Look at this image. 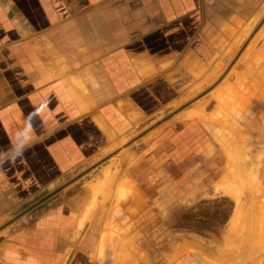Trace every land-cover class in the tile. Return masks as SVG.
I'll use <instances>...</instances> for the list:
<instances>
[{"label": "crops", "instance_id": "1", "mask_svg": "<svg viewBox=\"0 0 264 264\" xmlns=\"http://www.w3.org/2000/svg\"><path fill=\"white\" fill-rule=\"evenodd\" d=\"M263 18L264 0H0V158L43 105L33 146L0 165V264H98L101 233L118 220L130 233L122 241L136 239L128 225L138 222L103 207L79 227L90 198L73 173L190 101L211 64H232L230 81L257 75Z\"/></svg>", "mask_w": 264, "mask_h": 264}, {"label": "rangeland", "instance_id": "2", "mask_svg": "<svg viewBox=\"0 0 264 264\" xmlns=\"http://www.w3.org/2000/svg\"><path fill=\"white\" fill-rule=\"evenodd\" d=\"M263 23L264 18L257 29ZM232 69V64H211L205 68V75L202 74L199 77L201 79L196 81L194 90L196 95L191 97L190 101L149 116L134 129L129 138H125L123 142L115 146L113 152L73 173L71 179L79 180L78 188H84L88 198L92 199L96 195L95 199L97 198V204L99 203L97 214L103 207L106 210H112L130 223L132 220L138 222L128 226L130 231L138 227L140 235L130 240L127 237L123 241L124 245H129L128 251L130 250L132 254L131 258L127 256L128 261L124 260L127 259L124 258L125 252L121 251L124 246L119 242L120 246H123L118 248L121 249L119 253L116 249V238L115 245L114 242L112 243L113 248H111L112 244H109L110 247L107 246L104 252L99 250L94 258L97 259L98 264H104L106 261L105 264L118 262L123 264L121 261L123 258L125 264L128 262V264H264V232L259 236L262 241L257 239V244L251 239L252 241H248V244L241 242L244 247L240 245L239 242L242 240L240 236L243 232L242 235L239 233L242 228H246V224L239 227L238 223H234V218L237 216V201L226 192V185L229 184L226 183L228 181L226 174L228 175L231 164L228 151H231L238 140L241 145L245 142L248 144L247 147L252 145L253 148L250 147L252 151L249 152L244 145L245 152L243 151L244 154L237 158V163L246 165L245 162L251 161L250 163L254 162L253 166L256 168L259 164L258 175L262 179L264 189V155L258 157V154L264 151V64L260 66L259 73L252 77H250L251 72L243 70L238 81H230L231 76L234 75ZM204 78L209 79L204 82ZM231 84H234L233 87L237 92L235 88L232 89ZM232 90H235V93ZM216 119L220 121L217 122ZM243 133L251 135L248 137L249 135L245 136ZM241 137L242 140L246 138L248 141H240ZM251 139L254 142H251ZM246 150L249 152L248 156H246ZM242 157L245 161L241 159ZM247 157L250 161L246 159ZM166 162H170V169L167 168ZM114 175H117L115 179ZM124 179L127 181L125 185L130 187L126 199L117 195L118 186L122 185L121 182ZM222 179L227 181L222 183ZM114 180H118L120 184ZM110 181L113 183L110 184ZM104 182L108 183L107 186ZM101 183L105 188L99 190L103 187ZM215 183H226L223 185L225 188L222 185L216 186ZM104 191L106 194L102 195ZM254 192L255 190L253 192L247 190L241 195L242 203L247 202L243 205L247 204L246 206L249 207L255 199H259V202L263 201L264 193L259 196L256 194V198L253 195ZM115 197L121 199L120 202ZM246 206H243V211L248 209ZM244 217L245 215L240 218L244 220ZM237 226L242 227L241 230L238 229L240 231L237 230L240 236L236 234ZM115 227L117 235L121 231L124 236L130 234L127 229L125 232L124 225L121 227L118 223ZM123 235L120 234V238ZM230 235L231 238L232 235L239 236L234 237L238 238V241L234 238L230 239ZM249 237L246 238L249 239ZM230 240L239 243L242 250L238 249L240 253L236 246L238 244L234 249V242ZM220 246L226 250H223V254H220L222 253ZM140 247L143 252L137 251ZM254 248H259L257 251L259 253L251 255L246 253ZM234 252H236L234 255L228 256ZM114 255H121V259ZM122 255H124L123 258ZM133 255L137 257L132 258ZM145 256L148 258L146 259Z\"/></svg>", "mask_w": 264, "mask_h": 264}, {"label": "bare ground", "instance_id": "3", "mask_svg": "<svg viewBox=\"0 0 264 264\" xmlns=\"http://www.w3.org/2000/svg\"><path fill=\"white\" fill-rule=\"evenodd\" d=\"M263 30V29H262ZM248 32V31H247ZM246 36V35H245ZM263 38V37H262ZM261 38V39H262ZM260 39V38H259ZM258 39V40H259ZM254 41V40H253ZM253 41H252V44H254L253 43ZM256 41V40H255ZM256 44V43H255ZM253 50V49H252ZM264 50V49H263ZM255 51V50H254ZM261 52H262V50H261ZM264 52V51H263ZM251 53H252V51H251ZM251 55V54H250ZM254 55V54H253ZM245 56V55H244ZM258 58H260V56L258 55L257 56V59ZM252 60V59H251ZM249 61V60H248ZM257 61V60H256ZM250 62V61H249ZM217 67V66H216ZM219 67V66H218ZM64 69V68H63ZM65 70V69H64ZM64 70H61V71H64ZM68 73V72H67ZM60 74H62V73H60ZM59 74V75H60ZM64 74H66V73H64ZM63 76V75H62ZM67 76V78H68V76L69 75H65V77ZM70 81H71V79H75L74 77H71V79L70 78H68ZM77 79V78H76ZM79 79H77V80H75V83H74V85L76 84L77 86H78V88H77V90H79V87L80 88H82V89H84V90H86L87 88H86V86H85V84H84V82L82 81H78ZM207 80V79H206ZM72 83V82H71ZM73 84V83H72ZM203 84V83H202ZM201 84V85H202ZM234 84H236V82L234 83ZM234 84H231L232 85V89L233 88H235V87H233V85ZM67 86H69L68 84H66ZM230 85V84H229ZM227 86V85H226ZM229 88H230V86H229ZM71 90H72V92H73V94L77 97V99L81 102V106H82V108L83 109H88V107L90 106L91 107V105L90 104H88V100H87V102L84 100V98L83 97H81L79 94H78V92L76 91V89H75V87H71ZM235 90H236V88H235ZM235 90H232L233 92L235 91ZM80 92H81V89H80ZM236 92H237V90H236ZM81 93H84L83 92V90H82V92ZM85 93H86V91H85ZM83 94V95H86V94ZM235 93V92H234ZM239 93V92H238ZM238 93L236 94V95H238ZM74 96V97H75ZM235 96V95H234ZM76 99V100H77ZM122 104H124V103H122ZM175 105V104H174ZM123 106V105H122ZM122 106H120V107H122ZM128 106V105H127ZM81 108V107H80ZM128 108V107H127ZM127 108H125V109H127ZM89 109H91V108H89ZM121 109V108H120ZM123 110V109H122ZM121 110V111H122ZM129 110H131V109H129ZM134 110V109H133ZM83 111V110H82ZM109 111V110H108ZM104 112H106V111H104ZM130 112V111H129ZM131 112H133L132 110H131ZM134 113V112H133ZM108 114V113H107ZM118 114H120V113H117V115ZM134 115H136V114H134ZM95 116H98V115H96L95 114ZM107 116V115H106ZM109 116H111V115H109ZM128 116H130V118H131V120H132V117H133V115H128ZM132 116V117H131ZM122 117V116H121ZM136 117H137V115H136ZM109 118V117H108ZM138 118V117H137ZM135 120H136V118H134ZM133 119V120H134ZM97 120V119H96ZM138 120V119H137ZM98 121H99V118H98ZM140 121V120H139ZM216 121L217 122H219L220 121V119H216ZM101 122V121H100ZM99 122V123H100ZM113 122V121H112ZM137 122V121H136ZM135 122V124H137ZM213 122L215 123V120H213ZM222 122V121H221ZM107 123V122H106ZM253 123L255 124V122L253 121ZM252 123V125H254ZM257 123V122H256ZM100 124H102V122L100 123ZM108 124L109 123H107V126H108ZM102 126H104V125H102ZM256 126V125H255ZM106 126H104L103 128H105ZM252 127V126H251ZM111 128V127H110ZM109 127H108V129H110ZM107 129V131H109ZM258 129V128H257ZM256 129V130H257ZM105 130H106V128H105ZM253 130L255 131V129L253 128ZM111 131V130H110ZM250 131V130H249ZM109 133V132H108ZM111 134L110 135H115L114 134V131L113 132H110ZM113 133V134H112ZM243 135H247V134H244L243 133ZM242 135V136H243ZM249 135V134H248ZM247 135V136H248ZM251 135V134H250ZM250 135L248 136V137H250ZM126 136V135H125ZM217 138H218V135L216 136ZM252 137V136H251ZM119 138V137H118ZM121 139V138H120ZM254 139V138H253ZM123 141L125 140V138H123L122 139ZM145 140H147L146 138H145ZM245 140H246V138H245ZM245 140H242V137H241V139H240V141H245ZM252 140V139H251ZM246 141H248V140H246ZM238 142H239V140H238ZM237 141H236V144L235 145H233L232 147V149H231V151H228V153L230 152V154H228V158H230L229 160L231 161V164L229 165V172H227L228 173V175L226 174V177L228 176V181L227 180H224V179H222V183L223 182H225V181H227L226 183L228 184V185H226V192H227V194L228 195H231L232 196V198H234L236 201H237V206H238V208H237V216H235V218H234V223H238V225H239V227H240V225H244V224H246V228L245 229H243L242 227V231H240L241 230V228H239L238 226V228H236V234H238V232H237V230L238 229H240V230H238V231H240V233L239 234H241L242 235V232H243V235L242 236H240L239 234V236L240 237H242V240L239 242L240 243V245L242 244V243H244V244H248L249 242H250V240L251 239H253L254 241H253V243H255V244H257L256 242H258V240L261 238H259V236L264 232V204L262 203V202H264V199H263V201L261 200L260 202H259V199H255V201H253V203L248 207V206H246V205H243V203L245 204V203H247V202H243L242 203V201H241V195L244 193H246V191L248 190V191H251L252 190V192H253V190H255V194H253V195H255L254 197H256V194H258V196H259V194H261L262 195V193H264V189H263V184H262V179H261V177L258 175L259 174V172H258V169H260V166H259V164L257 165V168L256 167H254L253 165V163H250L251 161L250 160H248V158L249 157H251L250 155L252 154V156H253V153H251L250 155H249V157H247L246 159L248 160V161H250V162H245L246 163V165L244 164V165H242V164H238L237 163V158L240 156V155H242V154H244V148H245V146L246 145H248V144H246L245 142V144L243 143L242 145H241V142L240 143H238ZM251 142H254L253 140L251 141ZM115 143V142H114ZM239 145H238V144ZM247 143H249V142H247ZM256 143V142H255ZM253 144V143H252ZM119 145V144H118ZM240 145H241V147H243L244 145V147L243 148H241L240 147ZM211 146V145H210ZM210 146H207V147H210ZM211 147H213V146H211ZM241 149H240V148ZM250 147H252V145L250 146ZM250 147H247L246 146V148L249 150V152H251L252 150H251V148ZM253 148V147H252ZM110 149V148H109ZM112 150V149H111ZM211 152H213V149L211 148ZM230 150V149H229ZM210 151V150H209ZM244 151V152H243ZM211 152H209V153H211ZM249 152H247V150H246V154L248 153L249 154ZM264 151H261L259 154H258V152H257V154H258V157H262L263 155H264V153H263ZM248 154L246 155V156H248ZM256 154V153H255ZM241 157V156H240ZM239 157V158H240ZM244 157V156H243ZM243 157L241 158V159H243ZM256 157V156H255ZM244 160V159H243ZM242 160V161H243ZM245 161V160H244ZM254 161V160H253ZM230 163V162H229ZM256 164V163H255ZM260 171V170H259ZM119 175V174H118ZM261 175V174H260ZM223 176H225V175H223ZM108 177V176H107ZM106 177V178H107ZM115 177H117V175L115 176L114 175V179H115ZM225 177V178H226ZM105 178V179H106ZM109 178H110V176H109ZM112 178V177H111ZM222 178V177H221ZM121 179V178H120ZM107 180V179H106ZM109 180H111V179H109ZM118 180H119V178H118ZM115 181L114 180V182H117V184H118V182L119 181ZM224 180V181H223ZM105 181V180H104ZM111 181H113V180H111ZM111 181L109 182L110 184H112L111 183ZM126 180L124 179V181H122L121 182V184L122 185H120V186H118V197H119V195H120V197L121 198H125V197H127L128 196V194H129V192H130V187H127L125 184H126V182H125ZM221 181V180H220ZM107 182H108V180H107ZM102 183H103V181H102ZM102 183H101V186H103V187H101L100 188V186L98 187V188H100L99 190H102L103 188H105V186H107V184L108 183H106V182H104V184L106 183V185L104 186V185H102ZM222 183H220V184H216L215 183V185L217 186V185H219V186H223L224 184H226V183H224V184H222ZM114 184H116V183H114ZM117 184H116V186H117ZM119 184H120V182H119ZM127 184H129V183H127ZM133 185H134V183H132ZM99 185V184H98ZM93 186H94V184H93ZM135 186V185H134ZM133 186V187H134ZM252 186V187H251ZM97 187V186H96ZM224 187V186H223ZM93 188V187H92ZM225 188V187H224ZM96 190H98L97 188H96ZM117 190V189H116ZM219 191H220V189H218ZM93 191H95V190H93ZM109 191H110V189H109ZM114 191V190H113ZM132 191V190H131ZM133 191H135V190H133ZM132 191V192H133ZM97 192V191H96ZM105 192V191H104ZM222 192V191H221ZM108 193V192H107ZM97 194V193H96ZM99 194H100V192H99ZM106 194V192L104 193V194H102V195H105ZM92 195V194H91ZM109 195V194H108ZM248 195V194H247ZM246 195V196H247ZM260 195V196H261ZM93 196V195H92ZM96 196V195H95ZM95 196H93L92 197V199H90L89 200V202L86 204V206L82 209V213H81V216H80V218H79V227L80 228H83L88 222H91V220H93L92 218L93 217H95L94 216V214H96V212L99 210V209H97V207H98V204H97V198L95 199ZM99 196V195H98ZM112 196V195H111ZM107 197V196H106ZM118 197H115V198H117L118 199V201L120 202V200L121 199H119ZM243 197V196H242ZM264 197V196H263ZM90 198V197H89ZM88 198V199H89ZM105 198V197H104ZM250 198H252V197H250ZM249 198V199H250ZM257 198V197H256ZM261 198V197H260ZM106 199V198H105ZM126 199V198H125ZM124 200V199H123ZM258 200V201H257ZM104 201H107V200H104ZM103 201V202H104ZM124 201H122V203H123ZM101 203V202H100ZM105 204H107V202H104ZM140 203V202H139ZM249 203V202H248ZM119 204V203H118ZM124 204V203H123ZM122 204V205H123ZM109 205H110V203H109ZM124 206V205H123ZM243 206H246V208L248 207V209L247 210H244L243 211ZM114 207V206H113ZM111 208H112V205H111ZM138 208V207H137ZM236 208V207H235ZM110 210V209H109ZM108 210V211H109ZM234 212H235V210H234ZM109 214V213H108ZM243 215H245V217H244V220L243 219H241L240 217H242ZM78 218V217H77ZM99 219V218H98ZM232 219V218H231ZM118 222H119V220H118ZM118 222L116 221V224H118ZM242 222H244V223H242ZM78 223V222H77ZM239 223H241V224H239ZM233 225V224H232ZM76 226H78L77 224H76ZM236 227V226H235ZM78 228V227H77ZM110 228V229H109ZM108 229H105L102 233H101V236H100V240H99V246H97L98 247V249L99 250H101L100 252H102L109 244L111 245L113 242V244L115 245V240L114 239H116L117 238V245H116V249H118V248H121V246L123 245L124 246V244H123V241H122V239L120 238V236L119 235H117V233H116V231H115V225H113V226H111V227H109ZM231 228H232V226H231ZM119 229V228H118ZM77 231H78V229H76ZM235 230V229H234ZM233 230V231H234ZM245 230V231H244ZM231 231H232V229H231ZM77 233H79V232H77ZM80 234V233H79ZM239 236H234V237H239ZM248 236H250L249 237V239L248 238H246V237H248ZM233 237V235H232V238H231V235H230V239H233L234 238ZM229 238V237H228ZM243 238H246V239H244L243 240ZM237 239V241H238V238H234V240H236ZM241 239V238H240ZM258 239V240H257ZM261 241H262V239H260ZM228 241V240H227ZM231 241V240H230ZM243 241H245V242H243ZM249 241V242H248ZM252 241V240H251ZM260 241V242H261ZM263 241H264V239H263ZM119 242H121V246H120V243ZM231 242H234L235 243V241H231ZM231 242H229V243H231ZM242 242V243H241ZM233 243V245H234V249H235V245L236 244H238V245H236L237 246V250L239 249V250H241L240 249V246H239V243H235L234 244ZM112 244V247L111 248H113V245ZM255 244H252V246L254 245V246H256ZM120 246V247H119ZM122 246V247H123ZM242 247H244L243 245H241ZM246 246V245H245ZM259 246H262V245H259ZM258 246V247H259ZM108 247H110V246H108ZM239 247V248H238ZM241 247V248H242ZM257 247V246H256ZM115 248V247H114ZM124 248V247H123ZM123 248H121V249H123ZM221 250H222V253H220V254H223V250H225V249H222V247L220 246L219 247ZM223 248H224V246H223ZM110 249V248H109ZM121 249H118L117 251L120 253V250ZM125 249V248H124ZM123 249V250H124ZM220 249H218V251H220ZM248 249V247L246 248V250ZM250 249V248H249ZM259 249V248H258ZM258 249H256V248H254V249H252L251 251L250 250H248V251H250V252H246V253H250V255L251 254H257V253H259V252H257L258 251ZM108 250V249H107ZM115 250V249H114ZM127 250V252H125V251H123V252H125V256L124 255H122V258H123V256H124V258H127V256H129L130 258H131V256H132V254H131V252H128V248L126 249ZM238 250V251H239ZM122 251V250H121ZM226 251V250H225ZM230 251V250H229ZM238 251H237V253H238ZM242 251V250H241ZM104 252V251H103ZM116 252V251H115ZM114 252V253H115ZM118 252H117V255H118ZM133 252V251H132ZM216 252V251H215ZM228 252V251H227ZM229 253V252H228ZM228 253H226V254H228ZM231 253V252H230ZM236 252H234L233 254H229L228 256H232V255H234ZM239 253H240V251H239ZM219 254V252H218V255H220ZM244 254V253H243ZM100 255H101V253H100ZM99 255V256H100ZM112 255V254H111ZM117 255H114L115 257L117 256ZM146 255V254H145ZM240 255V254H239ZM104 256V255H103ZM134 256V255H133ZM142 256L144 257V254H142ZM141 256V259L143 260V257ZM223 256V255H222ZM221 256V257H222ZM109 257H110V255H109ZM108 256L106 257V259L107 258H109ZM117 257H119L118 259H121V255H119V256H117ZM128 257V258H129ZM137 256H134V257H132V258H136ZM146 257V259L148 258L147 256H145ZM220 257V258H221ZM224 258H227V256H223ZM111 258V257H110ZM123 258V259H124ZM128 258L127 259H124V260H126V261H128ZM106 259H104L105 261H106ZM123 259H121V261L123 262V264H125L124 262L125 261H123ZM145 259V258H144ZM108 260V259H107ZM114 260V259H113ZM116 260V259H115ZM136 260V259H135ZM141 260V261H142ZM118 261H120V260H118ZM141 261H139V263L141 262ZM98 262V261H97ZM143 262H144V260H143ZM146 262V261H145ZM105 263H107V261L105 262ZM104 263V264H105ZM118 263H120V262H118ZM117 263V264H118ZM129 263V262H128ZM128 263H126V264H128ZM121 264V263H120ZM138 264V263H137Z\"/></svg>", "mask_w": 264, "mask_h": 264}, {"label": "clouds", "instance_id": "4", "mask_svg": "<svg viewBox=\"0 0 264 264\" xmlns=\"http://www.w3.org/2000/svg\"><path fill=\"white\" fill-rule=\"evenodd\" d=\"M43 105L40 108H36L34 113L29 114V118L25 123L24 129L22 133H17V135H23V140L16 145L15 154L11 156L10 158L7 156V154L4 155V158H0V165L5 163L8 160H11L12 162H15V160L18 157H22L24 152L27 151L29 148H31L34 144V138H33V125H32V119L41 113Z\"/></svg>", "mask_w": 264, "mask_h": 264}]
</instances>
